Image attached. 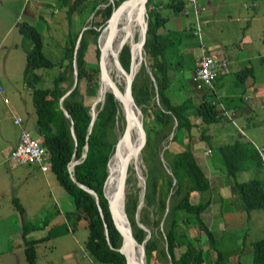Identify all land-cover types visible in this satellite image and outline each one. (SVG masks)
Masks as SVG:
<instances>
[{"label": "trees", "instance_id": "trees-1", "mask_svg": "<svg viewBox=\"0 0 264 264\" xmlns=\"http://www.w3.org/2000/svg\"><path fill=\"white\" fill-rule=\"evenodd\" d=\"M121 1L62 0L65 6L67 4L66 13L69 21L75 13L81 14L88 6H91L93 12H91V19L86 22L88 26L82 31L77 47L79 32L69 30L66 33L65 42L61 46V55L55 60L47 57L43 51L41 31L27 21L17 22L22 33V44L26 51V76L28 77L27 81L31 84L37 132L41 136L42 143L50 152L49 168L74 201L75 208L72 215L83 216L87 221L86 248L97 259L111 262V264H126L124 255L116 249L121 244L122 236L111 217L108 201L103 191L104 180L108 173L107 163L115 149L114 145L118 135L115 125H117L118 120L119 104L113 93L108 91L110 87L108 78L106 77L104 81L99 83V63L96 67L92 66L91 63L88 64L84 60V55L85 49L90 43L88 37L91 36L94 40L93 43H96V54L99 59L100 48L97 46V39L112 10ZM189 4L190 0H164L163 2L147 0V28L143 50L147 54V65L153 78L139 80L138 76H134L132 81L134 101L141 106L144 113L142 122L146 131V142L141 148V154L143 153L142 157L147 166L145 174V181H147L145 182L143 204L146 209L150 210L151 219L147 217L148 214L140 220L136 219L139 201V196L136 193L125 194L124 209L133 236L139 243L144 241L146 264H149L153 257L156 258L157 264H202L204 262L203 249L195 247L188 235L190 232L187 234L184 230L175 231L177 224L189 227L193 219L200 223L212 241V247L217 254L216 263L223 264L222 261L227 259L225 250L215 246V236L201 215L202 211L212 201L211 194L214 192V187L193 154L190 136L196 119L205 123L203 127L208 133L206 136H209L207 130L209 124L230 119L224 110H232L234 116L236 115L235 109L229 107L236 104L233 93L223 90L225 93L223 94L222 91H219L221 87L218 90L215 88L216 80L229 71L219 75L212 86L198 87L193 79L197 67L195 61L191 81L193 92L199 95V98L195 100L189 94L182 100L174 101L168 93L170 82L168 55L169 52L178 53L180 46L184 43L186 32L182 28L166 30L162 28L166 27V22L174 14L181 12L186 14ZM198 11L200 12L199 8ZM119 30L120 28H116L110 42V48L117 41ZM101 43H104L103 35ZM130 59V47L128 43H125L119 51V60L126 70H129ZM56 61L62 67L53 75L52 84L34 85L33 82L42 79L41 73L35 69L52 67ZM262 61H264V57H262ZM177 62L181 65L180 60ZM75 65L78 84L62 98L73 81ZM252 72L253 66L251 64L242 67L237 72L240 85L246 77L252 75ZM82 79L86 81L84 92H81L79 87ZM220 80L225 79L222 77ZM104 89H107L105 90L107 92H102ZM97 91H101L99 95L104 94L105 97L104 101L96 104L97 113L90 125V109L93 103L88 102V100L94 98ZM154 95H156L157 100L153 99L152 96ZM239 99L242 98L239 96ZM60 103L66 109L68 116L64 114ZM147 115L150 118H147ZM71 121L74 134L70 129ZM175 121L176 125L174 126ZM173 126L174 129L172 130ZM89 127L90 131H88ZM119 128L122 129V127ZM170 132L173 133L167 140L168 146L163 149V159L157 161L156 151L151 140L159 143ZM179 139H187L186 144L183 146L172 144ZM247 143L250 142L238 137L233 142L219 144L217 150L221 154L222 162L229 176L235 177L238 171L246 169L250 165L254 167L253 172L256 170V175L248 179L236 180L234 183L236 188L234 189L245 209H264V176L259 177L257 175L261 168L264 169V160L261 159L254 144L250 143L256 152V155L253 156L248 150ZM85 145H87L86 154L82 156ZM244 149L248 152H246L243 160ZM149 150L152 153L150 158L147 157ZM73 159L78 160L73 165L75 180L97 193L103 218L107 224L108 238L104 233L103 218L92 193L80 187L70 175L68 164ZM251 159L254 161H250ZM135 171L137 174L140 173L137 164ZM263 171L261 170V173ZM113 195L116 197L115 186H113ZM11 200L21 218L22 243L16 244V247L22 246L26 264H36L35 244L48 237L42 235L27 238L25 233L35 228H44L47 220L43 221L42 224L25 220L23 216L25 209L18 196L13 195ZM139 221L146 222L150 226L149 236L146 239L144 237L147 231L139 224ZM250 245L252 263L264 264V236L254 239Z\"/></svg>", "mask_w": 264, "mask_h": 264}, {"label": "rangeland", "instance_id": "rangeland-1", "mask_svg": "<svg viewBox=\"0 0 264 264\" xmlns=\"http://www.w3.org/2000/svg\"><path fill=\"white\" fill-rule=\"evenodd\" d=\"M159 1L163 2L164 0ZM196 3L200 9L196 18L193 13L194 7L189 4L186 14L182 12L174 14L166 22V27L162 28L163 30L182 28L186 32L184 43L180 46L178 53L169 52L168 55L170 62L168 93L174 101L182 100L189 94L195 100L199 98V95L193 92L191 76L195 69L194 62L200 56L201 46L207 51L225 55L228 59L229 73L222 76L225 79L222 89H226L230 93L233 90L237 93L236 104L237 100H240L239 96L243 93L237 72L242 67L253 64L257 74L256 81L263 82L258 87L263 96L260 98L252 95L248 100V104L255 105L248 120L244 121L239 116L233 115V120L223 119L221 122H212L207 126L209 132L207 137L208 133L203 127L205 123L196 119L195 126L191 129L190 141L194 143L198 138L203 139L207 148L209 146L210 149L213 148V152L208 156L211 164L224 165L221 155L215 147V139L210 137L212 134L210 128L214 126L213 133L220 128L222 134L227 130L229 134H233L234 138L240 137L254 144L261 159L264 160V61H262V57H264V0H196ZM66 6L62 0H0V87L3 91L0 93V264L27 263L22 246L16 247V244L22 243L21 218L19 211L12 203L13 195L18 196L24 206L25 220L40 224L47 220L44 228H35L25 233L27 238L42 235L48 237L35 244L36 264H111V262L97 259L86 248L87 221L83 216L72 215L75 208L74 201L59 183L54 172L52 170L41 171L40 166L35 162L19 163L10 157L12 145L17 141L22 127L29 129L35 136L39 135L31 96V84L27 81L28 77L26 76V51L22 44V33L17 22L27 21L40 30L43 37V51L47 57L55 60L61 55V46L65 42L66 33L69 30L79 33L83 28L85 30L88 26L86 22L91 19V12H93L91 6H88L81 14L75 13L69 21ZM132 8L133 6H128V11L127 8H124L120 14L121 21L120 18L117 21V28H120V32L122 31V22L128 26V20L131 22L137 19L141 20V16L135 19L129 14ZM253 13H256L255 15L260 18L252 19ZM138 27L140 28L139 23ZM129 31L138 33L137 23ZM88 39L90 43L85 49L84 60L96 67L99 63L96 43H93L94 40L91 36ZM129 39L132 43L137 39V35L135 39L132 37ZM97 46H99V37ZM142 53L144 56L142 64L134 76H138L139 80L142 78L151 79L153 76L147 65V54L144 50ZM178 60L181 65L178 64ZM61 67L60 63L56 61L52 67L35 69L41 73L42 79L33 82V84L51 85L53 75ZM222 77L215 82L217 90L221 87L220 79ZM118 80L119 87L123 91L125 79L121 76L118 77ZM229 81L231 88L227 89L230 87ZM85 82V79H82L79 83L81 92L86 90ZM77 84L78 80L74 88ZM222 93L225 94L224 91ZM4 97L7 98V101L4 100ZM96 97L97 95L88 102L94 103ZM152 97L156 99V95ZM98 102L100 101H97L96 104ZM139 107L141 110V106ZM229 107L233 108L234 106L230 105ZM13 112L22 117L21 125L13 122ZM143 117L144 113L142 112ZM147 118L150 116L147 115ZM115 127L118 132L116 145L120 137L118 127H122L121 131H123V122L120 126L115 125ZM172 133L170 132L159 143L151 140L156 151L157 161L163 159V149L168 146L167 140ZM186 142L187 139H179L172 144L183 146ZM250 143L246 145L255 156L256 152ZM191 148L195 149V147ZM151 150L148 151V158L152 156ZM140 155L142 157L141 152ZM141 163L143 166L139 170L140 173L137 174L134 169L136 162L131 158V165L128 167L123 185L125 194L132 192L140 196L142 179H144L147 170L143 157ZM200 165L203 166L201 163ZM261 170L264 169L261 168L258 172L259 177L264 176V171L261 173ZM255 172L256 170L253 172L246 167V169L238 171L235 177L227 174L230 181L229 188H236L234 186L236 180L248 179L256 175ZM226 192H229V189ZM214 194L215 190L211 194L212 201L208 205L209 208L207 206L201 215L215 236V243H213L217 248L224 249L228 256L227 260L222 263L237 264L240 253H242L241 261L238 264H253L250 243L254 239L264 236V226L259 227L263 219L261 212H264V209L247 210L244 207H236L234 203H230L226 199L220 202ZM218 207H221V215L211 218L209 212L217 210ZM145 215L151 219L150 210L142 204L138 208L139 220ZM141 223L145 229L150 228L148 223ZM178 230L180 232L184 230L187 234L190 232L188 235L195 247L203 249L204 262L202 264H217L215 261L217 254L212 247V241L199 222L193 219L189 227L177 224L175 231ZM157 263L156 258L153 257L149 264Z\"/></svg>", "mask_w": 264, "mask_h": 264}, {"label": "water", "instance_id": "water-1", "mask_svg": "<svg viewBox=\"0 0 264 264\" xmlns=\"http://www.w3.org/2000/svg\"><path fill=\"white\" fill-rule=\"evenodd\" d=\"M146 2L147 0H122L111 12L109 18L107 19V23L106 25L103 27L107 28V34H106V39L104 41V46L105 45H109L110 41L112 39L113 34L116 32V28H117V20L120 16V13L122 12V10L128 6L134 5V4H139V9L141 10V31L137 34V39L132 42V43H128L129 47H130V52H131V59H130V65H129V70H126L120 60H119V53L114 55V60L116 61V63L118 64V66L120 67V69L122 70L124 77H125V85L123 88V92H121L122 90L120 89V87H118L113 81L110 82V87L108 89V91L112 92L115 98H118L122 104L123 107V112H124V116H125V120H126V126L124 127L123 133H120V137L115 145V149L113 151V153L111 154V156L109 157L108 163H107V176L104 180V184H103V191H104V195L107 198L108 201V205H109V210L111 213V217L115 223V225L117 226L122 239H121V244L119 247H117L116 249L119 250V252H121L124 257H125V261L126 264H135L134 259L132 258V256L129 253L128 247H129V240L130 238H134L132 234V230L129 224V221L127 219V215L124 209V202H125V191L123 188L124 185V180L125 177L127 175L128 172V167L131 161V158L134 156V154L136 153H140L141 152V148L142 146L145 144L146 142V131L144 129L143 126V122H142V112L140 110L139 105H137L134 101L133 95H132V81L134 78V75L136 73L137 70H132V62H133V56H134V52L136 50V48L139 49V52L143 51V45H144V41H145V34H146V28H147V19H146V10H147V6H146ZM102 29V30H103ZM84 30V28L80 31L78 37H77V43H76V47L78 45L79 39L81 37L82 31ZM101 30V31H102ZM101 33V32H100ZM100 48V55H99V79L103 80L106 78L107 73L104 70V67L102 65V48ZM142 57L143 53H142ZM74 72H73V82L71 84V86L65 91V93L63 94L62 98L64 96H66L75 86L76 81H77V69H76V65L74 66ZM98 101V98L96 97V100L94 101V103L91 105V121H90V125L93 123V120L95 118V115L97 113V110L94 112V108L96 106V102ZM100 102H102L100 100ZM60 107L62 108L63 112L65 115L68 116L66 109L64 108V106L62 105V103H60ZM133 121V123H137L138 125V138L135 139V136L133 137V139L131 138V124L133 123H129ZM176 123V121H175ZM70 129L72 131V133L74 134V127L71 121L70 124ZM88 131H90V127L88 129ZM172 133V132H171ZM123 144L128 145V147H124ZM125 148V149H124ZM86 149H87V145H85V149L82 153V156H84L86 154ZM115 155L117 157V162L119 165V169L117 172V179H118V188H117V194H119V197H111L109 196L108 192H107V182L110 178L113 177L112 172H110L109 170V162H110V158ZM78 160L73 159L69 162L68 164V169L70 172V175L72 177V179L75 180V177L73 175V165L77 162ZM144 179H142V185L140 188V196H139V201L137 204V210H136V219L139 220L138 217V208L143 204L144 200H143V196H144V189H145V177H143ZM76 181V180H75ZM77 184L86 189L88 192L92 193L99 212L103 218V212L99 203V198L97 196V193L93 190L88 188L87 186H85L84 184L80 183L79 181H76ZM117 204L120 212H121V219L118 220L112 210V205ZM124 221V224H123ZM103 222H104V233L106 235V238H108V230H107V224L104 221L103 218ZM139 224L141 226H143V224L139 221ZM144 227V226H143ZM147 230V234L144 237V239H146L149 236V229ZM109 241V240H108ZM137 241V240H136ZM138 242V241H137ZM139 243V242H138ZM142 245V249H143V259H144V264H146V259H145V253H144V241L139 243Z\"/></svg>", "mask_w": 264, "mask_h": 264}, {"label": "bare ground", "instance_id": "bare-ground-1", "mask_svg": "<svg viewBox=\"0 0 264 264\" xmlns=\"http://www.w3.org/2000/svg\"><path fill=\"white\" fill-rule=\"evenodd\" d=\"M131 6H133V8L131 9V12H129V14L132 15L133 18L137 19L138 17L141 16V10L140 9L137 10V7L139 6V4H134ZM126 8L128 11V7H126ZM119 18H120V16H119ZM120 21H121V18H120ZM136 23H137V30L139 33L141 31V29H140L141 28V20L137 19V20H134L132 22L128 20V26H126V24L123 22L121 23L122 31L118 32L119 36H118L117 41L115 42V44L113 45L112 48H110V44L108 46L107 45L104 46V43H101L102 35H103V41H105V39H106L107 28H104L99 35V47L102 48V65L104 67V70L107 73L106 77L108 78L109 82L113 81L118 87H119L118 77H121V76L124 77V74H123L122 70L120 69V67L118 66V64L116 63V61L114 60V55L119 53L123 44L131 43L129 38L132 37L135 39V36L138 33H133L129 30H130V28H132V26L136 25ZM138 23H139L140 28L138 27ZM112 38H113V36H112ZM142 60H143L142 52H139V49L136 48V50L134 52V56H133V62H132V70L133 71L137 70L139 68V66L142 64ZM134 67H136V68L134 69ZM124 79H125V77H124ZM101 81H104V79L100 80L99 83H101ZM105 90H107V89H104L102 92H104V93L107 92ZM99 92H101V91H99ZM99 92L97 91L98 101L104 100L105 95L103 94L102 96H100ZM121 92H123V91H121ZM116 100L118 101V104H119L117 125L119 126V125H121V122H123V127H125L126 126V120H125V116H124V112H123V107H122L120 100L118 98H116ZM121 109H122V113H121ZM95 111H96V108H94V112ZM129 123L131 124V123H133V121L132 122L129 121ZM118 129H119V132L122 134L123 131H121V129L119 127H118ZM134 136H135V139L138 138V125L136 122L131 124V138L133 139ZM123 145L126 148L128 147V145H126V144H123ZM140 159L142 160L140 153H136L132 157V161L135 160L139 170L143 166ZM129 166H130V164H129ZM135 166H134V169H135ZM118 169H119V165L117 162V157L115 155H113L110 158V162H109V170H110V172H112L113 177L110 178L107 182V192H108L109 196L114 197L113 186H115L116 198L119 197V194H117L118 179L116 177ZM112 210H113L115 217L118 220H120L121 219V212H120L118 205L117 204L112 205ZM123 224H124V221H123ZM128 250H129V253L132 256V258L134 259L135 264H144L142 245L139 244L136 240H134L133 237L130 238V240H129Z\"/></svg>", "mask_w": 264, "mask_h": 264}, {"label": "crops", "instance_id": "crops-1", "mask_svg": "<svg viewBox=\"0 0 264 264\" xmlns=\"http://www.w3.org/2000/svg\"><path fill=\"white\" fill-rule=\"evenodd\" d=\"M254 4H255V2H254ZM255 14L256 13H253L251 18L252 19H259L260 17L258 15H255ZM251 65L253 66V64H251ZM256 75L257 74L255 73L254 66H253L252 75H249L248 77H246L244 79V81L242 82V84L240 85L241 89L243 91L242 95H240V97L242 99L237 100L238 103L233 105L234 106L233 108L236 111V116H239L244 121L248 120V118L251 116V111L255 109L254 104H248L247 103L248 100L252 97V95L259 96L260 98L263 96L262 93H260L258 90V87L261 84H263V82L258 83L255 79ZM224 81L225 80H223V81L221 80V84H220L221 91H223L222 86L224 84ZM229 88H231V82H230V87H228L227 89H229ZM231 93H233V97L235 96V98L237 99V93L233 90L231 91ZM216 122H219V121H216ZM244 125H246V123H244ZM213 127L214 126H211V128H210L211 133H212L210 135V137H213L215 139V147L216 148L219 144H222L224 142H233L236 138H238V137L234 138L233 134H229L227 132V130L224 132V134H222L220 128L217 132H215L216 135H214L215 133H213ZM223 140H229V141H223ZM15 143L16 142H14V144ZM190 144L192 147H195V149H192L193 154H194L197 162L199 164L200 163L203 164V166H201V167L204 170V172L208 175L210 182L214 187V190H215L214 196L220 202L223 199H226L228 202L234 203L236 205V207H243L241 204V201H240V197L238 196V194L236 192H234L235 189L229 188L230 187L229 186L230 181L228 179V175H227V171L225 169V166L221 165L220 163H218L217 165H213V164H211V161L208 159L209 154H211L213 152V148L210 149V146H209L208 148L210 149V151H208V148L206 146L205 141L201 138H198V140H195L194 143L190 142ZM13 145H12V147H13ZM246 152H248V150L244 149L243 153H242V159L243 160L245 158ZM221 159H222V157H221ZM248 168L251 169L252 171L254 169V167L252 165H250ZM40 170L46 172L50 169L42 170L40 168ZM227 188L229 189V192H226L228 190ZM208 208H209V206H208ZM219 214L221 215V207H218L217 210L209 212V216L211 218L215 217V216H220ZM261 216L263 217V219H262V222L259 224V227L264 226V224H263L264 212H261ZM241 256H242V253H240L239 261H241ZM238 262H237V264H238Z\"/></svg>", "mask_w": 264, "mask_h": 264}, {"label": "built area", "instance_id": "built-area-1", "mask_svg": "<svg viewBox=\"0 0 264 264\" xmlns=\"http://www.w3.org/2000/svg\"><path fill=\"white\" fill-rule=\"evenodd\" d=\"M190 4L193 5V12L197 16L196 0H190ZM196 65L193 79L198 87L212 86L219 75L229 71V61L226 56L209 52L203 46H201L200 56L196 59ZM2 92L0 87V93ZM4 100L7 101V98L4 97ZM224 113L228 118L233 119L234 111L224 110ZM12 117L14 123L21 125L23 119L19 114L13 112ZM49 156L50 152L42 143L40 135L35 136L29 129L22 127L18 139L11 149V159L19 163L35 162L42 170H48Z\"/></svg>", "mask_w": 264, "mask_h": 264}, {"label": "clouds", "instance_id": "clouds-1", "mask_svg": "<svg viewBox=\"0 0 264 264\" xmlns=\"http://www.w3.org/2000/svg\"><path fill=\"white\" fill-rule=\"evenodd\" d=\"M41 137V136H40ZM208 151H210V149L208 148ZM50 169V168H49Z\"/></svg>", "mask_w": 264, "mask_h": 264}, {"label": "flooded vegetation", "instance_id": "flooded-vegetation-1", "mask_svg": "<svg viewBox=\"0 0 264 264\" xmlns=\"http://www.w3.org/2000/svg\"><path fill=\"white\" fill-rule=\"evenodd\" d=\"M138 10V9H137Z\"/></svg>", "mask_w": 264, "mask_h": 264}]
</instances>
